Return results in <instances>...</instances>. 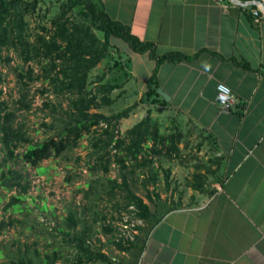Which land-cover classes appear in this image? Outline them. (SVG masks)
I'll list each match as a JSON object with an SVG mask.
<instances>
[{"label":"crops","instance_id":"1","mask_svg":"<svg viewBox=\"0 0 264 264\" xmlns=\"http://www.w3.org/2000/svg\"><path fill=\"white\" fill-rule=\"evenodd\" d=\"M101 1L113 19L158 53L190 56L165 60L156 73L169 100L155 108L185 114L186 121L174 120L190 127L179 143V156L163 160L158 168L157 186L163 179V190L176 194L160 196L161 201H179L180 206L141 231L142 249L133 264H264V16L252 14L256 3ZM129 57L144 62L135 77L129 67L130 80L137 83L130 92L141 94L155 59L148 51L128 50ZM203 60L211 63V71L203 70ZM220 81L235 98L228 112L215 99ZM196 133L200 138L191 146L188 137ZM171 172L176 174L173 186Z\"/></svg>","mask_w":264,"mask_h":264},{"label":"trees","instance_id":"2","mask_svg":"<svg viewBox=\"0 0 264 264\" xmlns=\"http://www.w3.org/2000/svg\"><path fill=\"white\" fill-rule=\"evenodd\" d=\"M44 1L0 0V60L4 51L13 50L27 64V67L22 64L15 68L18 97L13 105L0 99V187L17 191L10 195L5 208H19L21 194L26 193L29 187L28 177L15 168V164L31 165L39 173L44 172L45 167L40 165L42 160L72 150L87 135L91 142L89 145L93 147L90 153L93 161L88 165L91 173L101 171L107 174L112 163L118 167L117 177H105L108 189L103 182L99 183L103 187L100 192L111 197L121 193L123 200L115 202L118 214L122 210L133 213L134 217L151 226L166 211L180 206L179 201L173 200L169 204L161 201L157 191L158 168L163 160L179 156V143L185 141L186 137V131L174 120L176 113L168 116L173 128L167 131L161 130L159 114L153 116L155 106L167 103L157 92V68L165 60L178 62L190 59V56L178 51L158 53L152 43L140 40L131 33L128 25L113 19L105 11L101 0H49L51 3L43 15L48 18L49 25L39 22L38 29L32 30L29 16L40 9ZM114 39L125 42L131 51H148L149 56L155 59V66L138 100L109 114L91 111L105 106L113 107L116 98L112 92L122 89L131 77L125 63L115 58L112 50L117 49L112 44ZM117 52L120 54L119 48ZM9 58L6 55V61ZM103 59L108 60L107 64L91 81V70ZM35 66L38 71L34 69ZM37 80L46 83L40 91L52 93L57 101L44 103L45 107H51L47 112L51 120L42 123L50 133L34 142L25 123L22 120L17 122V118L19 111L31 108L30 86ZM63 102H66L65 105ZM140 110L144 115L122 130V119ZM24 145L25 148L19 151L18 148ZM138 170L146 174L142 186L145 197L154 205L153 209L131 188L129 178L140 174ZM164 170L168 178L169 168ZM100 180L98 177L91 179L88 188L83 190L84 196H94L92 203H85L86 212L80 214L76 207L69 206L60 226L53 227L74 250V255L65 257L60 264H88L97 260L105 264H133L142 249L139 233L134 234L132 239L123 236L108 238V243L129 256L118 262L92 247L89 238L93 234L94 223L99 222L106 232H118L111 221L106 224L100 221L106 219L105 214L96 209L102 193L98 194L94 184ZM148 184L152 185L151 189ZM88 214L92 215L91 221L85 218ZM115 218L112 216V220ZM18 222L23 221L18 217L8 221L0 219V234ZM134 228L140 232L143 230L140 225ZM24 246L29 252V245L25 243ZM31 254L29 257L20 252L17 258L0 261V264H57L56 260L62 257V252L57 248L44 254L33 248Z\"/></svg>","mask_w":264,"mask_h":264},{"label":"rangeland","instance_id":"3","mask_svg":"<svg viewBox=\"0 0 264 264\" xmlns=\"http://www.w3.org/2000/svg\"><path fill=\"white\" fill-rule=\"evenodd\" d=\"M49 0H45L41 3L40 9L29 16V25L32 30H36L38 23L48 24L49 20L47 17L43 16L45 10L50 5ZM49 25V24H48ZM114 46L120 50V54H117V49H112L115 58L121 60L125 63V68L129 71L130 75L132 72L129 67L133 69V76L137 70L141 71L144 67V62L137 58H128V46L125 42L119 39H114L112 41ZM6 55H8L9 60L6 61ZM128 58V60H127ZM108 60H101L90 72V79L94 81V76L99 74ZM24 64L19 56L13 51H4L3 58L0 60V99L8 102L9 105H13L14 100L18 97L17 91V81L15 77V68L19 65ZM27 67V64H24ZM34 69L38 71V67L35 66ZM135 72V73H134ZM94 84V82H93ZM46 86L41 80L33 81L30 86V97L32 99L31 108L28 111H19L17 122L23 121L27 126L28 132L31 133L33 141H37L48 135L50 132L45 129L42 124L43 121L49 122L51 118L47 115L51 107H45V102L55 103L57 98L50 92H41L40 88ZM136 86L137 83L130 80L124 84L122 89H115L112 92V96L116 98L114 106H105L101 109H91V111H102L105 114H109L124 108L127 105L132 104L134 101L138 100L141 96L139 92L131 93V87ZM133 94V95H132ZM66 102H63L65 105ZM153 116H157L161 122V130L167 131L168 128H173L170 120H168L169 112L163 113L164 108H153ZM157 112V113H156ZM168 113V114H167ZM144 112L140 110L139 112L131 114L128 118L122 119L121 129L124 130L128 126H131L134 122L138 121ZM172 116V114L170 113ZM177 119L186 121L187 117L185 114L180 113L179 117L175 116ZM198 125V124H196ZM179 126V125H178ZM181 129H185L186 133L188 131L186 124L180 123ZM184 127V128H183ZM193 127V126H192ZM197 127V126H196ZM200 126L198 125V128ZM200 129V128H199ZM199 133V132H198ZM196 133L194 136L188 137L189 145H195L198 141L199 134ZM89 137L84 135L80 139V143L77 147L70 151L64 152L60 156L50 157L44 159L40 162L42 167H45V171L39 173L38 169L31 165H23L22 163L15 164L14 167L21 170L22 173L28 177L29 187L26 193L22 192V200L19 203V208L13 210L11 206L5 208V203L10 199V195L17 193L15 189L5 190L0 187V219L5 221L11 218H16L22 220L23 222L15 223L13 226L7 227L0 234V261H6L10 258H17L21 254L31 257V252L33 248H37L41 254L45 252L51 253L53 248H57L62 252V257L56 260L57 264L64 261L65 257L71 258L74 255V250L71 245L62 240V234L53 229L55 225L60 226L62 218L67 214V209L70 206L77 208L80 214L82 211L86 212L84 205L86 202H91L94 200V196H84L85 189L88 188V182L93 178H101L98 183H95L98 194L102 193L100 200L98 201V206L96 209L100 213L105 214L106 219L100 220L103 223H111L116 226L118 232H106L99 222L94 223L92 226L93 234L89 238L91 245L95 249H100V251L111 256L115 262L121 259L129 257L126 252L119 251L112 244L108 243V238L113 237L118 239L123 236L124 238H133V235L141 232L134 228L136 225H140L143 229L147 227V223L137 217L133 216V213L121 211L120 214L115 210V202L117 200L122 201V194L119 193L116 197H111L110 195L100 192L103 187L99 185L101 182L104 183L106 189L109 185L105 179L106 176L115 178L118 176V167L116 164L112 163L110 165V170L107 174L101 171L96 173H91L88 165L92 163L93 159L90 156L93 147L91 145ZM181 144V143H180ZM183 145V143H182ZM25 148L21 146L18 148L22 151ZM1 158V154H0ZM168 163L164 164L167 165ZM134 174L133 178H129L131 188L140 196L143 200L150 204L153 209L154 205L148 201L145 197V189L142 186V181L146 174ZM161 171V176H162ZM176 174L170 175L171 185H174L173 179ZM180 179L183 177L178 174ZM120 181V178L117 180ZM165 182L162 179L160 184L157 186V191L162 197H174L176 194L170 195V190L165 192L164 189ZM151 189L152 185H147ZM105 189V190H106ZM174 193V192H173ZM112 216L117 217V219L112 220ZM120 216L121 218H118ZM88 221H91L92 215L88 214L85 216ZM35 242L37 244H32ZM49 242V244H47ZM29 245V252L25 250L24 244ZM20 248V249H19ZM88 264H105L100 261H93Z\"/></svg>","mask_w":264,"mask_h":264},{"label":"built area","instance_id":"4","mask_svg":"<svg viewBox=\"0 0 264 264\" xmlns=\"http://www.w3.org/2000/svg\"><path fill=\"white\" fill-rule=\"evenodd\" d=\"M255 1H258V5L254 7V9L252 10V14L254 16H257V17H261V16H264V0H254ZM248 3H250L248 1ZM251 3H253L251 1ZM220 84H223V85H226L230 90V86L228 84H226L225 82H217L216 86H215V91H216V95H215V99H216V102L217 104L219 105V107L221 108V110L223 112H228L230 111V109L232 108V106L235 104V98L233 96V93H232V90H231V95H232V99H230L226 104H221V102L219 100H217V96H218V85Z\"/></svg>","mask_w":264,"mask_h":264},{"label":"clouds","instance_id":"5","mask_svg":"<svg viewBox=\"0 0 264 264\" xmlns=\"http://www.w3.org/2000/svg\"><path fill=\"white\" fill-rule=\"evenodd\" d=\"M201 67L205 72L211 71L212 65L208 60H203L201 62ZM218 96L217 100L221 102V104H226L230 99H232L231 90L223 84L218 85Z\"/></svg>","mask_w":264,"mask_h":264},{"label":"water","instance_id":"6","mask_svg":"<svg viewBox=\"0 0 264 264\" xmlns=\"http://www.w3.org/2000/svg\"><path fill=\"white\" fill-rule=\"evenodd\" d=\"M236 1H239V0H236ZM256 5H258V1H255ZM157 92L166 100L168 101L169 100V95L167 93H165L161 88H157Z\"/></svg>","mask_w":264,"mask_h":264}]
</instances>
